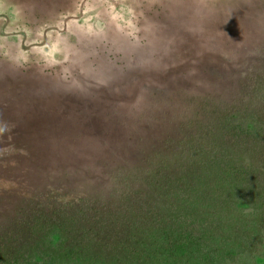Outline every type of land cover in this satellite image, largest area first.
<instances>
[{
    "label": "rangeland",
    "instance_id": "1",
    "mask_svg": "<svg viewBox=\"0 0 264 264\" xmlns=\"http://www.w3.org/2000/svg\"><path fill=\"white\" fill-rule=\"evenodd\" d=\"M200 56L216 67L218 81L202 76ZM261 80L264 0H0V124L39 128L47 147L20 150L40 166L0 162V188L11 190V200L0 198L1 219L22 204L43 201L79 207L102 200L108 206L117 190L135 191L165 169L178 176L194 155L205 164L228 158L222 134L204 131L222 123L229 108L263 105L254 94ZM166 175L160 179L170 182ZM214 196L199 216L209 228L191 232L196 239L204 230L203 253L217 248L222 258L238 249L243 255L232 264H258L249 257L252 246L224 240L227 220L233 216L237 224L239 213L218 209L222 201ZM171 201L160 199L164 211ZM176 210L166 211L174 224ZM49 215V209L42 212V218ZM57 219L60 225L71 221ZM68 229L58 247L53 236L49 262L90 264V253L72 256L79 251L78 225ZM143 245L141 263L153 258ZM94 249L99 264L136 262L116 263ZM151 261L163 264L162 258Z\"/></svg>",
    "mask_w": 264,
    "mask_h": 264
},
{
    "label": "trees",
    "instance_id": "2",
    "mask_svg": "<svg viewBox=\"0 0 264 264\" xmlns=\"http://www.w3.org/2000/svg\"><path fill=\"white\" fill-rule=\"evenodd\" d=\"M244 55V52L239 54L240 57ZM197 63L202 76L208 75L215 82L221 77L216 72V67L209 65L205 58L198 57ZM254 91L257 101L263 105L255 109L229 108L221 119L222 123H210L204 131L205 136L222 134V144L227 148L228 158L214 161L208 159L211 162L205 164L203 158L194 155V158L188 159L186 166H179L180 172L176 177L166 175L170 170L165 169L163 173H156L152 182H143V187L135 191L117 190L109 207L102 200L79 207L66 204L49 206L48 201H43L31 207L23 204L18 206L17 213L10 211L6 220H2L0 214V230L3 232L0 235V264H44L42 257L48 264H55L49 262L53 259L51 252L55 249L53 236L58 247L63 240L61 236L69 232L68 225L74 230L78 225L79 251L73 252L72 256L82 257L81 253H90V264H99L97 261L101 257L95 255L96 247L102 255L110 254L108 257L116 258V263L136 260L132 264H151V260L158 262L162 258L163 264H188L186 262L189 259L199 260L201 264H232L235 256L240 261L243 255L241 250L231 249L222 258L218 255L217 248L208 254L202 250L208 243L204 230L209 225L205 220L199 219L202 215L200 210H205L206 198L214 200L211 198L213 195L216 201H222L218 209L226 214L236 210L239 213L237 224L234 223L233 216L227 220L228 238L224 240H231L239 248L243 246L247 249L246 246H252L248 249L250 259L264 264V80L256 82ZM2 121L4 118H1ZM0 125L1 165L11 162V165L18 167L39 165L31 156L24 159L20 150L25 148L23 146H28L29 150L31 147L47 150L42 145L43 131L30 127L25 132L18 130L10 122ZM180 141L181 139L175 146H179ZM194 146L195 151L201 149L199 143H194ZM193 151L191 149L190 155ZM199 152L198 150L195 154ZM244 156L247 159H243ZM41 158L43 160L44 156H35V159ZM164 173L168 178L171 177L170 182L166 177L160 179ZM150 188L152 191L148 190ZM10 191L0 188V198L11 200ZM165 196L172 200L171 206L168 203L171 208L166 211L177 209L179 219L175 224L163 210L164 204L159 203L160 199H167ZM2 207L0 200V212L3 211ZM45 209H49L50 215L42 218ZM59 215H65L71 221L60 225V220L57 219ZM77 216L79 218L76 221ZM189 218L193 222L191 226L188 225ZM192 228L194 231L197 228L204 230L195 239ZM56 234L59 235L57 240ZM143 242H146L153 258L144 257L141 263L143 249L140 248L145 246Z\"/></svg>",
    "mask_w": 264,
    "mask_h": 264
}]
</instances>
